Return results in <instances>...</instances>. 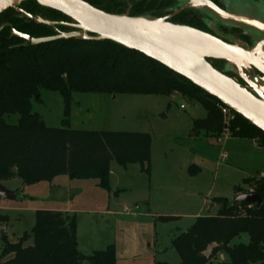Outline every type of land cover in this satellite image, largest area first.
Wrapping results in <instances>:
<instances>
[{"label": "trees", "instance_id": "obj_1", "mask_svg": "<svg viewBox=\"0 0 264 264\" xmlns=\"http://www.w3.org/2000/svg\"><path fill=\"white\" fill-rule=\"evenodd\" d=\"M82 1L107 14L156 19L158 10L171 6L170 0H131L130 5L119 0ZM19 9L48 21L72 24L62 14L39 7L35 0L22 3ZM172 23L205 32L203 23L189 11L175 17ZM5 24L34 39L73 31L68 26L36 25L12 9L0 15V27ZM210 64L218 71L217 66L224 65L218 61ZM41 91L61 97V128L46 127L32 112V102H41ZM72 93L160 97L180 94L206 111L203 120L193 121L194 131L213 137L223 134L217 100L137 52L108 41L76 39L32 47L11 38V29L5 28L0 31V182L19 179L31 186L66 176L70 181H96L97 188L109 192L112 162L123 168L138 164L149 175V134L70 130ZM10 116L18 117L16 124L6 123L5 118ZM228 134L234 139L257 140L264 147V134L238 115L233 114ZM244 184L248 185V181ZM250 191L263 200L259 208L216 199V217L196 218L186 232L174 237L171 246L179 256L178 264H207L220 253L228 258L224 264L263 263L264 178L257 180ZM243 193L246 192L236 189V195ZM76 224V216L68 212L36 211L31 237L24 234L14 244L3 238L0 259L12 256L3 264H116L113 246L90 256L80 254ZM242 234L248 236V244L229 247ZM30 239L31 244L24 246Z\"/></svg>", "mask_w": 264, "mask_h": 264}, {"label": "rangeland", "instance_id": "obj_2", "mask_svg": "<svg viewBox=\"0 0 264 264\" xmlns=\"http://www.w3.org/2000/svg\"><path fill=\"white\" fill-rule=\"evenodd\" d=\"M172 1L184 6L189 0ZM220 3L227 15L264 28L263 1ZM198 11L212 23L240 27L244 35H256L255 31L223 19L209 8ZM217 68L225 70L224 65ZM171 96L112 98L104 94L72 93L70 130L149 134V175L138 164L123 168L112 162L109 192L97 188L96 181L69 182L66 177L55 180V187L46 182L26 186L19 179L0 182L5 183L4 188L13 189L15 196L13 201L0 200V217L5 219L0 220V251L2 238L14 244L24 234L31 237L36 211L67 210L76 216L77 251L83 256L113 246L116 264H178L180 259L171 241L186 232L196 218L216 217L218 205L215 203L209 209L214 200L231 201L237 196L236 189L248 193L257 180L264 178V149L256 152L246 139L223 134L213 137L204 131H194L193 121L203 120L206 111L187 97ZM40 97V103L32 102V112L40 116L46 127L61 128V97L46 91H41ZM5 120L14 125L18 117ZM248 240L242 234L229 247L247 245ZM30 244L31 239L24 246ZM11 257L0 259V264ZM227 260L226 254L220 253L207 264H224Z\"/></svg>", "mask_w": 264, "mask_h": 264}, {"label": "water", "instance_id": "obj_3", "mask_svg": "<svg viewBox=\"0 0 264 264\" xmlns=\"http://www.w3.org/2000/svg\"><path fill=\"white\" fill-rule=\"evenodd\" d=\"M26 1L28 0H0V15L12 9L36 25L51 28L68 26L73 31L39 39L18 33L8 24L2 25L0 31L9 28L11 38L22 40L32 47L71 39L115 43L157 62L187 80L264 134V28L257 26L255 22L227 15L208 0H189L178 11L209 8L219 17L255 31L256 35H245L251 40L252 47H243L236 40L225 41L202 31L172 24L168 22L170 17L156 19L107 14L82 0H35L39 7L62 14L72 24L48 21L20 10L19 6ZM234 28L244 34L242 28ZM211 61L222 62L229 69L230 66L235 68L238 71L236 76L246 86H241L213 68ZM246 68L255 70L263 79L246 77L242 72ZM1 199L13 201L15 196L0 184ZM231 203L255 205L259 208L263 200L250 191L238 194Z\"/></svg>", "mask_w": 264, "mask_h": 264}, {"label": "flooded vegetation", "instance_id": "obj_4", "mask_svg": "<svg viewBox=\"0 0 264 264\" xmlns=\"http://www.w3.org/2000/svg\"><path fill=\"white\" fill-rule=\"evenodd\" d=\"M170 1H171V6H169L168 9H161L155 13L156 15H158V19L170 17L168 22L172 23V21L175 17L182 14L183 12L189 11V12H192L198 18V20H200L203 23L205 32H207L213 36L222 38L225 41H227L226 38L236 40L243 47H252L251 40L248 37H246L242 32H240L238 29H236L234 27L229 28V27L222 26L221 24L212 23L211 19L202 15L201 13H199L198 10H195V9L184 10L182 12H178L182 6H178L172 0H170ZM208 1H210L211 3H213L214 5H216L219 9H221L223 11L222 5L220 3V1H222V0H208ZM252 1H254V2L263 1L264 2V0H252ZM223 72L225 74H227L228 76L230 75V78L234 79L241 86H243V87L246 86L245 83L238 76H236V73L238 71L235 68H233L231 66H230V69L225 67V70ZM242 72L246 77H248L250 79H252V78L257 79V80L263 79V77L258 72H256L255 70L246 68V69H243Z\"/></svg>", "mask_w": 264, "mask_h": 264}, {"label": "built area", "instance_id": "obj_5", "mask_svg": "<svg viewBox=\"0 0 264 264\" xmlns=\"http://www.w3.org/2000/svg\"><path fill=\"white\" fill-rule=\"evenodd\" d=\"M217 107H218V109L220 111V114L222 116V119H223V124H224L223 135L229 136V134H228V126H229L230 121L233 119V113L230 110H228L227 108H225L222 105H220V104H218ZM217 142L220 143L221 142L220 139H218Z\"/></svg>", "mask_w": 264, "mask_h": 264}, {"label": "crops", "instance_id": "obj_6", "mask_svg": "<svg viewBox=\"0 0 264 264\" xmlns=\"http://www.w3.org/2000/svg\"><path fill=\"white\" fill-rule=\"evenodd\" d=\"M170 97H172V96H170ZM17 122V121H16ZM229 137V136H228ZM245 141H250L251 143H252V147L254 148V150L256 151V152H261L263 149H264V147H260L259 146V144H258V142H257V140H245ZM60 177H66V176H60ZM60 177H57V178H55L52 182H50L49 184L52 186V187H55V183L54 182H56L55 180H57L58 178H60ZM67 178V177H66ZM67 180L70 182V180L67 178ZM60 183L58 182V185H59ZM1 185L3 186V185H5V183H1ZM96 185H97V183H96ZM9 191H12L13 193H14V191H13V189H9ZM213 205H216L215 203H212V204H210V208L209 209H211V207H213ZM219 207V206H218ZM54 211V210H53ZM60 212H68L67 210H59ZM68 213H70V212H68ZM3 239V238H2Z\"/></svg>", "mask_w": 264, "mask_h": 264}, {"label": "snow or ice", "instance_id": "obj_7", "mask_svg": "<svg viewBox=\"0 0 264 264\" xmlns=\"http://www.w3.org/2000/svg\"><path fill=\"white\" fill-rule=\"evenodd\" d=\"M262 126H264V125H262Z\"/></svg>", "mask_w": 264, "mask_h": 264}]
</instances>
